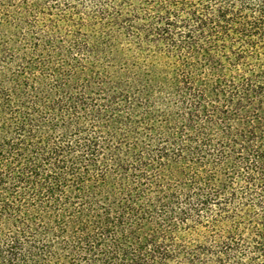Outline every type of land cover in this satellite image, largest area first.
I'll return each mask as SVG.
<instances>
[{
    "label": "trees",
    "instance_id": "1",
    "mask_svg": "<svg viewBox=\"0 0 264 264\" xmlns=\"http://www.w3.org/2000/svg\"><path fill=\"white\" fill-rule=\"evenodd\" d=\"M43 41L75 61L57 81ZM93 175V225L34 228L4 192L82 201ZM0 264H264V0H0Z\"/></svg>",
    "mask_w": 264,
    "mask_h": 264
},
{
    "label": "rangeland",
    "instance_id": "2",
    "mask_svg": "<svg viewBox=\"0 0 264 264\" xmlns=\"http://www.w3.org/2000/svg\"><path fill=\"white\" fill-rule=\"evenodd\" d=\"M43 46H46L47 53L45 54L44 58V64L46 66L45 75H47L49 78H52L54 80H59L60 76L56 75L54 72V68L58 67L61 69L62 72H66V70L75 65V61L71 59L67 54L64 55H51L54 46H51L48 44L47 41H43ZM26 45V41H21V46ZM56 44V43H55ZM23 48V47H22ZM35 81V76L32 79ZM11 86H9L8 89H10ZM15 91H19V94H22L23 91L21 89L16 88ZM42 100L45 102L49 101V97L42 96ZM167 110L164 111H158L155 115V121L158 124H161L164 122V119L167 117ZM44 115H49V112H43ZM25 114H22L23 117ZM37 116V115H36ZM48 135H52L50 128H46L42 131H38L35 133L34 137L26 138L24 143L21 144L22 152L24 153L21 160H15L18 169L19 166H24L27 164V158L29 156H34L35 154H39L43 151L45 145H46V137ZM13 162V161H11ZM52 167H49L51 169ZM16 170L15 175L18 174L19 170ZM58 169H52L53 173H59L60 171H57ZM27 174V173H26ZM61 175V174H60ZM91 180L87 182V184H91L92 191L91 192H85L82 194L81 200L78 201V197H76V193L78 190L77 185L79 186V182L76 178H68L66 180V188L64 190V203L61 204H53V203H47L45 200V191L44 189L39 188V186L34 187L31 185H23L20 187L17 193L11 192L10 188L8 187L5 192V196L8 197L10 200H13L17 204L20 205L21 211L17 213V216L19 220H26L28 222H31L33 224L34 228L42 229L43 227L52 228L54 224L58 223L59 221H67L71 218H74L75 216H78L76 212L78 210H83V220L86 222H89L90 225H93L94 217L92 216V211L90 207H94L96 203H102L103 200H106V197L104 193L100 192V189L96 187L99 184L98 177L96 175H93L90 177ZM41 179L44 180V175L42 173ZM53 180H49V182L44 184V188H47L48 185H52ZM12 185V184H11ZM10 185V186H11ZM112 186L115 185V183H111ZM61 195V194H60ZM62 196V195H61ZM60 196V197H61ZM66 196L68 199H66ZM69 204H65V203ZM84 202V203H81ZM44 206H47L43 208ZM42 208V209H41ZM82 218L74 219V225L71 228L69 234L74 235L77 237L79 234H82V223H80V220ZM5 221V225L7 229L11 226L12 228L9 230L8 238H11L14 236V231L17 227H21V224L16 219H3ZM60 225L62 223L59 222ZM55 237L52 236V241H55ZM58 240V239H57ZM62 254H68L66 251L62 252ZM68 256V255H67Z\"/></svg>",
    "mask_w": 264,
    "mask_h": 264
}]
</instances>
